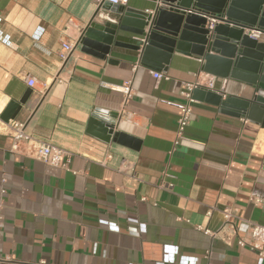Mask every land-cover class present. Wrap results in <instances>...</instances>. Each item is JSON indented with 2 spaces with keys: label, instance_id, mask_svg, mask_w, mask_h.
Masks as SVG:
<instances>
[{
  "label": "crops",
  "instance_id": "1",
  "mask_svg": "<svg viewBox=\"0 0 264 264\" xmlns=\"http://www.w3.org/2000/svg\"><path fill=\"white\" fill-rule=\"evenodd\" d=\"M125 7L153 12L156 2ZM110 18L99 0H0V114L30 89L14 121L70 154L66 168L50 167L0 137V264H258L238 246L242 232L212 239L197 227L218 232L227 209L264 226V122L194 100L174 146L184 85L207 78L201 61L175 52L159 71L168 80L156 81L133 48L82 51L88 24ZM115 40L141 44L127 33ZM63 43L75 49L61 65ZM127 81L124 102L112 88ZM214 89L252 93L231 79H216ZM95 110L116 114L115 131L133 141L90 134Z\"/></svg>",
  "mask_w": 264,
  "mask_h": 264
},
{
  "label": "water",
  "instance_id": "2",
  "mask_svg": "<svg viewBox=\"0 0 264 264\" xmlns=\"http://www.w3.org/2000/svg\"><path fill=\"white\" fill-rule=\"evenodd\" d=\"M155 1V0H154ZM153 12L102 3L101 10L112 16L104 24L91 21L79 41L82 51H94L100 57L112 47H129L140 53L142 64L155 71H166L175 52L196 56L200 72L216 79H231L252 90L248 98L225 96L205 87H197L192 98L213 104L234 116L264 122V41L253 40L248 33L264 36V0H161ZM96 16V15H95ZM216 18L219 23L211 25ZM119 33L138 40V46L117 42ZM28 89L18 102H9L0 121H14L27 104ZM117 115L95 110L88 122V132L100 140L119 144L133 140L115 131Z\"/></svg>",
  "mask_w": 264,
  "mask_h": 264
},
{
  "label": "built area",
  "instance_id": "3",
  "mask_svg": "<svg viewBox=\"0 0 264 264\" xmlns=\"http://www.w3.org/2000/svg\"><path fill=\"white\" fill-rule=\"evenodd\" d=\"M100 3H110L116 6L125 7L129 0H99ZM156 8L162 6L161 0H155ZM211 25L219 23L216 18H211L209 20ZM249 37L253 40H261L264 37L258 31H252L248 33ZM143 43V40H140ZM74 46L70 43L61 44V50L58 52V58L61 65L68 62L70 57L73 55ZM151 76L156 80H168V77L159 71H151ZM216 78L208 76L206 81L196 82L195 84H185V91L182 93L185 101L179 107V116L177 120L176 128V141L174 146L178 145V140L182 138L185 129L188 127L190 122V116L192 113V105L194 99L192 98V92L197 87H205L209 89H214V83ZM26 84L29 88L33 89L35 87V82L32 79L26 80ZM46 89V88H44ZM114 91L122 94L124 102L128 101L132 96V84L131 81H127L121 86H116L112 88ZM1 123V122H0ZM8 136L11 138V152L18 153L20 148L24 146L26 148L25 154L39 162L55 168H66L68 165V158L70 156L69 152L66 150L47 143H39L32 134L26 131V125L17 121H9V123H1L0 126V137ZM264 170V165H263ZM4 183L5 180H2ZM2 194L5 193L4 190L1 191ZM223 225L218 232H211L207 229L197 227L198 230L202 231L205 235L210 238L221 239L222 235L225 234L226 229H230L232 233L237 234L242 232L243 237L237 240V244L240 248H247L251 252L255 253L258 264H264V226L255 224L250 221H246L235 215L231 210H224L222 213ZM2 225V206L0 204V228ZM224 240V239H223Z\"/></svg>",
  "mask_w": 264,
  "mask_h": 264
}]
</instances>
